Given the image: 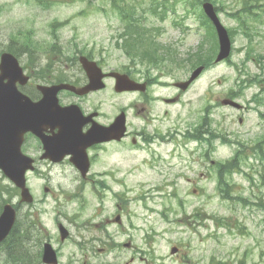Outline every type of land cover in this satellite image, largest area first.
<instances>
[{
	"label": "rangeland",
	"instance_id": "1",
	"mask_svg": "<svg viewBox=\"0 0 264 264\" xmlns=\"http://www.w3.org/2000/svg\"><path fill=\"white\" fill-rule=\"evenodd\" d=\"M158 1L161 8L168 9L165 19L154 14V0H123L119 6L137 7L146 25L159 28L153 29L159 40L173 44L182 59L187 58L206 36L199 0ZM248 1L264 8V0ZM243 2L217 0L223 23L236 30L232 62L209 67L185 94L184 103L172 109L173 114L180 113L184 129L190 124L195 127L208 114L205 106H211L210 127L217 137L204 144L190 140L185 145L180 136L149 146L142 141L137 145L118 144L109 160L94 166V171L111 169V176L101 178L110 188H100L97 181L85 183L67 165L52 166L49 177L30 173L29 185L36 202L21 207L17 225L29 228L25 247L40 250L43 242L51 241L60 248L62 264H264V160L254 149L255 143L264 139V121L255 105L243 114L220 103L230 92H238L243 77L260 72L252 61L244 64L247 37L232 15ZM249 19L247 23L264 31V25ZM125 25L112 0H44L43 5L40 0H0V56L12 46L21 56V64L31 65L28 72L32 67H42L45 48L58 43L66 49L69 62L85 54L105 71L128 72L126 69L133 70L134 64L120 38ZM257 39L264 41L260 36ZM209 46L205 42V48ZM184 62L176 74L158 67L153 73L163 75L167 83L187 78L191 69L186 59ZM70 65L71 72L78 70L76 64ZM40 71L45 73V67ZM133 75L143 77L140 71ZM108 84L105 91H114V81L108 80ZM258 90L255 84L247 87V103ZM157 91L170 94L173 90ZM117 97L119 110L136 101L134 93ZM243 115L246 121L241 123ZM129 120L134 121L135 129L143 127L140 118L130 115ZM171 121L165 120L162 131L171 127ZM206 147L211 148L207 159L203 157ZM240 149L245 152L233 171L224 172L219 180L220 163L232 159ZM47 166L44 163L42 168ZM10 185L0 171V189ZM45 186L51 188L49 193L44 191ZM18 199L14 196L12 200ZM119 213L125 220L122 225L107 222ZM32 219L36 222H29ZM59 221L71 232L65 243L60 238ZM107 235L117 243L131 245L114 248L106 255L94 254L99 247H106L105 242H112ZM40 239L43 242L36 245ZM173 247L179 248L178 253H172ZM6 255L1 245L0 264Z\"/></svg>",
	"mask_w": 264,
	"mask_h": 264
},
{
	"label": "flooded vegetation",
	"instance_id": "2",
	"mask_svg": "<svg viewBox=\"0 0 264 264\" xmlns=\"http://www.w3.org/2000/svg\"><path fill=\"white\" fill-rule=\"evenodd\" d=\"M255 31L261 33L260 30L256 29ZM66 56V49L63 48V46L59 45L58 43L50 44L47 48H45L44 59L40 61L42 67H32L31 70H28L31 80L23 86L25 93H27L37 105L41 106L44 113L46 114L45 118H51L49 122L45 119H42L39 125L41 133L48 137L49 140H53L56 134L60 131V118L55 117L54 113L56 111H60V109L63 107L77 105L82 112L81 114L76 111L73 114V120L81 124V126L77 130L69 128L68 133L70 136H75L76 132H78L80 135L81 133L86 134L91 132L94 127L109 128L116 122L119 114V104L117 97L118 93L115 91V89L112 92L105 91L109 85L108 80H113L115 83V79L112 77L106 78L107 86L102 90L90 92L85 95H78L73 91L62 89L57 93L58 103L52 104L46 101L48 94L40 91L38 88L39 84L54 85L70 82L76 85H81L86 84L89 81L87 73L84 70L80 60L78 59L76 61L74 60L69 62ZM88 57L93 59L90 55H88ZM254 60L257 61V59ZM70 63L76 64L78 66V70L71 72ZM26 67L30 68L31 65H26ZM43 67H45V73L40 71V69ZM142 80L147 84L145 91L129 92L136 94V101L128 104L126 109H124L128 111V131L121 140H117L116 138L106 139V133L104 134L99 131L95 136L98 141L87 142L85 145L80 142V149L72 148L69 151L64 152L62 148H57L55 146V144L59 142V140L55 138L53 149L55 152V157H61L60 160L54 161L53 158L41 160V157H43L46 152L43 140L36 132H28L25 136L23 150L25 153L35 158L37 170L34 173L36 176L40 178L49 177L52 166L67 165L73 170L75 177L86 179L85 183L97 181L100 188H110L108 183L101 180V178L105 176H111V169H97L94 171V166L103 161L109 160L110 157L116 153V147L118 144L137 145L139 141H142L144 144L149 146L154 145L157 142H165L166 138L180 136L183 139V143L186 145L188 143L189 137L196 136L198 131L192 128L191 124L187 125L184 128L185 130L181 128L182 121L180 113L177 112L173 114L172 110L174 106L182 105L184 103V96L188 93L191 86L187 90H182L176 87L174 82L165 84L164 82L160 81L162 80L161 78L159 81H156L155 76L144 77ZM247 81L248 80L244 79L243 77L240 83L237 97L238 100L241 99L243 101V106L240 111L243 114H247L252 109L251 105H255L258 108L259 117L264 121V77L260 82L259 90L248 101V103L245 99L246 93L244 92L247 90ZM159 88H169L173 91L170 94L163 95L157 91ZM173 97H177V100L169 101V99ZM189 104L191 105V101H189ZM185 105H187V103H185ZM121 109L123 110V108H120V110ZM211 109V106L206 105L204 108L205 113L208 112L209 114ZM130 115L140 118L143 121V127L135 129L134 121L129 120ZM166 119H172V125L164 132L162 131V125L165 123ZM186 120L187 118L185 121ZM245 121V115L240 117L241 123H244ZM210 122V117L207 115L201 119V125L198 129L201 137L211 135L212 130L209 127ZM206 141L207 139L205 142ZM254 149L258 153L259 157L264 159V139L258 140L255 143ZM240 150L243 153L245 152L244 149ZM246 150L249 152L251 151L250 148ZM85 151L87 152L90 161V168L86 175H84L83 171L74 163V159L84 154ZM210 153L211 150L205 148L203 151V157L207 159L210 156ZM44 163L48 165L46 169L42 168ZM206 174L207 173L204 175ZM106 220L107 222L112 221L117 223L115 218L113 220ZM122 220L123 221H120V225H122V222L125 221L124 219ZM60 223L61 222H58V224ZM107 238V240L111 238L112 242L110 244L105 242L104 245L106 247H99L98 252L94 254L106 255L114 247L120 248V246H127V242L117 243V241H113V237L110 235H107ZM58 252L61 256L60 249ZM39 256H42L41 252H39ZM39 264L43 263L40 262ZM60 264H62L61 261ZM84 264L90 263L89 261H85Z\"/></svg>",
	"mask_w": 264,
	"mask_h": 264
},
{
	"label": "water",
	"instance_id": "3",
	"mask_svg": "<svg viewBox=\"0 0 264 264\" xmlns=\"http://www.w3.org/2000/svg\"><path fill=\"white\" fill-rule=\"evenodd\" d=\"M204 8L210 18L216 25L220 39V52L217 61L227 58L231 54L232 41L228 30L219 19L216 10L212 3H204ZM85 69L90 77V82L86 86L77 88L76 86L63 83L53 87H43L48 90H43L48 94L46 101L52 104L57 103V92L61 88H68L76 91L77 93H86L91 90H96L104 87L103 76L101 68L97 66L94 61L88 60L86 57H81ZM204 69V66L197 68L189 81L177 83L182 88H186ZM113 76L117 79V90H136L138 88L145 89L144 83H138L131 79L128 74L120 72H112ZM29 76L24 74V70L19 63L18 58L11 52H4L1 55L0 61V168L5 174L10 177L22 189V201H33V196L30 189L26 185V171L32 168L33 159L25 156L21 152V145L24 138V133L28 130L37 131L39 123L45 119L41 106L32 102V100L24 94L18 87V82L26 84ZM223 103H231L235 106L239 104L232 100L224 99ZM72 108L60 109L54 113L55 117L60 118L62 125V132L58 139L60 142L56 143L57 148L66 149L75 146L86 139L81 137L78 132L75 136H70L68 133L69 128L75 130L79 129L81 124L73 120ZM98 129H94L97 131ZM126 131V115L123 112L119 115L117 122L113 126L112 137L120 139ZM98 132H93L92 136L95 137ZM48 148L52 151L51 143H48ZM77 165L84 169L88 163L78 160ZM17 218L16 209L12 204H6L4 211L0 216V242H2L11 232L15 225ZM63 231V239L67 236V230L61 225ZM44 262L57 263V254L50 243L45 244L44 249ZM177 249L173 248V252Z\"/></svg>",
	"mask_w": 264,
	"mask_h": 264
},
{
	"label": "trees",
	"instance_id": "4",
	"mask_svg": "<svg viewBox=\"0 0 264 264\" xmlns=\"http://www.w3.org/2000/svg\"><path fill=\"white\" fill-rule=\"evenodd\" d=\"M123 0H112L113 8L120 12L121 18L126 22V27L121 33L123 38L122 45L125 44L126 52L131 56L133 61L132 64L138 67H148L145 63L150 62V65L154 66H166L165 62L169 61L171 63L178 64L181 60L180 53L170 44H163L159 41L156 34L152 32V29L148 27L145 23L141 14V11L137 7H129L128 4L124 6H119ZM216 4L217 0H213ZM160 2L154 0L153 9L156 15L165 17L166 10L160 11ZM219 10L220 7L217 6ZM232 15L239 21V24L243 29H249L252 27H257L252 23H247V18L253 22H261L264 20V8L261 6H256L254 3L248 0H244L243 6L239 11L232 13ZM202 24L207 27L206 39L205 41H210V46L208 49H204L201 45L197 53L190 54L187 61L191 66H196L200 63H206L207 65L213 64V58L218 48L217 34L213 24L207 18L204 12L201 15ZM232 38L236 32L235 29H229ZM251 39L253 35L249 36ZM204 41V42H205ZM9 51L19 54L12 46L8 47ZM251 54V50H250ZM173 67V66H171ZM215 136V134H214ZM233 168L232 164L230 168ZM231 171V169L229 170ZM225 170L220 165V174L223 176ZM2 193L11 194V189L5 187V189H0V208L1 202L3 200ZM28 230L20 231L15 230L9 239L6 241V249L10 256L14 259L16 264H32L35 260L36 251L31 247H25L23 243L28 241ZM22 237V238H21Z\"/></svg>",
	"mask_w": 264,
	"mask_h": 264
}]
</instances>
